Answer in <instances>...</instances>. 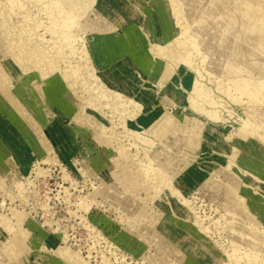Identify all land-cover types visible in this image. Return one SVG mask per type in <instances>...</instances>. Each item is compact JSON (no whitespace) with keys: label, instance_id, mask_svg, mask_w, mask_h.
Here are the masks:
<instances>
[{"label":"rangeland","instance_id":"rangeland-1","mask_svg":"<svg viewBox=\"0 0 264 264\" xmlns=\"http://www.w3.org/2000/svg\"><path fill=\"white\" fill-rule=\"evenodd\" d=\"M257 4L264 16V0H171L181 15L165 21L152 3L139 20L105 0H0V216L13 224L0 264L58 249L82 264H264V96L230 85L264 81V25L245 31L264 24ZM152 17L186 30L187 73L210 91L201 120L172 97L166 79L184 74Z\"/></svg>","mask_w":264,"mask_h":264},{"label":"bare ground","instance_id":"bare-ground-1","mask_svg":"<svg viewBox=\"0 0 264 264\" xmlns=\"http://www.w3.org/2000/svg\"><path fill=\"white\" fill-rule=\"evenodd\" d=\"M132 1H133L132 3L134 5H137V8H139L138 9L139 12H137L135 9H133L129 5H128V8H125V7L122 8L121 5L119 4L120 3L119 0H105V2H107V6L110 9H112L115 12L120 13V14H124V12L126 14H130V15H132L130 18H132L133 15H135L136 13L137 14L139 13V15H138V19L139 20H141L142 18L143 19L145 18V20H146V13L150 14V11H151V10H149V8H150L149 5L151 3L155 6V10L156 11H160V13L162 15V18H166V19H164L165 21L170 16L173 19H178V18H180V15H181L180 9H177V10H173L172 9L171 0H151L150 3L147 2L146 7L143 4V1H145V0H132ZM246 5H248L249 8H253L252 5L249 4V3H247ZM255 8L257 9V13L261 14V16H263V12H262V9L259 6V4H257ZM141 9L142 10L144 9L142 13H141ZM109 20H110V18H109ZM149 20L152 23V24H149V25L154 26V29H151V32H154V31L156 33L165 32V34H166L167 30L170 27L171 28V32H172L171 36L173 37V41L175 40L176 44H180V46H178L179 49H174L176 45H174L173 41H169L170 46H168L167 67L169 68L168 70H170V69H172L171 68L172 65L175 64L177 66V68H173V70H175L174 74H176L178 72H180L181 75L184 74L183 81H179L175 76H174V78H172V75H171V77L168 76L169 78L166 79L165 82L170 83V89L175 94V95H172V97L176 96V100H177V102L181 103V106H183L185 103L189 104V106H191V112H192L191 113L189 111V113L193 114L196 117L198 111H203V108L199 104L198 99L202 98V97L203 98L209 97L210 96V91L205 86L200 85L199 84L200 82L198 80L194 81V77L192 76V74H188L187 73L189 71V69H186V68H189V57H190V54L188 52L189 49L187 48V47H189V46H187L189 43H187L186 35H185V32H184L186 30L185 29H184V31L180 30L181 32L176 31V27L172 24V22H171V25L167 24L168 25L167 26V28H168L167 30L166 29L162 30L161 29V25L158 24V20L159 19H156V17H152ZM111 21H113L117 25L118 24H122V22L118 19V17L116 15H114V20H110V22ZM250 21L251 22H248L246 24V28H245L246 30L245 31H249L250 33H252V31H254V32L256 31L258 34H260L262 36L261 30L259 29V28H261L264 25L263 23H261L262 21L259 18H258V22H255L254 20H250ZM179 22H181V21H179ZM111 24H113V23H111ZM180 24H182V23H180ZM252 25H254V28H253ZM259 44H260V46L259 47L256 46V49H258V50H260V51H262L264 53V44L262 42H259ZM234 80L230 79V85L235 89V92L237 91V92L240 93V96H241V94L242 95H246L247 98L250 97L252 100H256V101H258L259 99L263 98V96H264V81L260 80L258 82H254V83L252 82L250 84V83H246V82H241L239 80L238 81H234ZM188 91H189V94H188ZM209 112L214 113V111H210V110H209ZM206 114H207V112H206ZM206 114H204V116H206ZM211 115L213 116L214 114H211ZM212 116H210V117H212ZM198 118H197L198 120H201L200 117H198ZM207 118H208V115H207ZM208 122H210V121H208ZM207 126H209L208 123H207ZM196 129H198V128H196ZM245 132L244 131L240 132V137L241 138H240V140L237 141V144H236L237 151H239L238 152L239 158H243L244 157L243 147L246 145L247 142L250 141L249 137L245 134ZM204 151H207V147H206V150H204ZM11 214H12V218L15 221L14 225L20 226L21 224H23V222L25 220V215H24L25 213L23 214V212L12 211ZM9 225H11L10 226V228H11L13 224H9L7 220L6 221L3 220L2 217L0 216V228L3 229V232H6V230L8 231V229H10ZM17 239H19V238H17ZM14 242L16 243V247H15V243ZM14 242H11V244L9 243L10 244V248H12V250L13 249L17 250L18 253L19 252L21 253V252H24L26 244L28 243V239L23 237V238L19 239V241L17 240V241H14ZM5 246L1 248L2 251H0L1 252L0 257L2 255L5 257V255L8 254ZM56 247H58V246H56ZM21 255H22V253H21ZM54 259H56L57 262L61 263V264H82V260L78 256V254L69 252L66 249L55 250L53 258L52 259L48 258L46 264H54V262H55ZM43 260H44V258H43Z\"/></svg>","mask_w":264,"mask_h":264}]
</instances>
